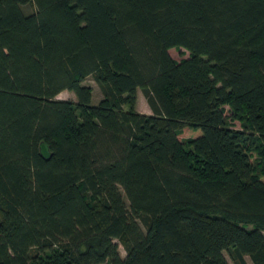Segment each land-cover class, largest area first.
Segmentation results:
<instances>
[{"label":"trees","instance_id":"trees-1","mask_svg":"<svg viewBox=\"0 0 264 264\" xmlns=\"http://www.w3.org/2000/svg\"><path fill=\"white\" fill-rule=\"evenodd\" d=\"M263 233L264 0H0V264H264Z\"/></svg>","mask_w":264,"mask_h":264},{"label":"rangeland","instance_id":"rangeland-1","mask_svg":"<svg viewBox=\"0 0 264 264\" xmlns=\"http://www.w3.org/2000/svg\"><path fill=\"white\" fill-rule=\"evenodd\" d=\"M23 12L27 15L32 14L35 11V6L33 3H29L27 5H24L22 7ZM181 51V52H180ZM180 51L176 50V49H172L170 50V56L172 59H174L175 61H180L182 59L188 58V51L181 49ZM185 54L184 56L182 54ZM83 85L88 86L91 88L92 90V101L91 104L92 105H97L98 102L101 100L102 95L101 92L99 90V87L97 86V84L95 83L94 79L92 77H88L83 81ZM57 99L59 100H67V101H72L75 102L76 98L75 95L72 92L69 91H63L61 92L58 96ZM135 109L138 113L140 114H145V115H152V112L150 110V108L147 105V102L141 92V90L139 89L137 91V101H136V105H135ZM226 110V115L228 114L227 112L229 111L228 107H225ZM234 129H240V125L238 122L234 123L233 126ZM197 134H200V131H191L189 130V136H195ZM264 234V233H263ZM119 253L121 255V257L125 256V252L123 250V248L121 246H119ZM227 261L229 264H235L232 259L230 258L228 253H224ZM245 261L247 264H252L251 260L249 259V257H245Z\"/></svg>","mask_w":264,"mask_h":264},{"label":"water","instance_id":"water-1","mask_svg":"<svg viewBox=\"0 0 264 264\" xmlns=\"http://www.w3.org/2000/svg\"><path fill=\"white\" fill-rule=\"evenodd\" d=\"M39 149H40V155L44 159H49L50 153H49V149L47 148V146L45 144L41 143L39 146Z\"/></svg>","mask_w":264,"mask_h":264}]
</instances>
